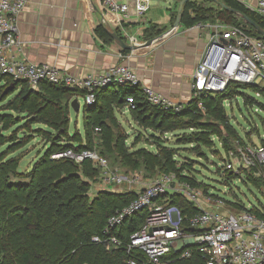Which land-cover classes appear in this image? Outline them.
I'll return each instance as SVG.
<instances>
[{"label":"trees","instance_id":"obj_1","mask_svg":"<svg viewBox=\"0 0 264 264\" xmlns=\"http://www.w3.org/2000/svg\"><path fill=\"white\" fill-rule=\"evenodd\" d=\"M207 1L209 0L186 1L180 13V24L188 28L197 22L219 20L237 25L251 36L262 37L242 17H249L264 31V18L254 11L247 9L237 0H220L217 6L206 5ZM166 30L167 26L148 23L143 31V38L147 42ZM94 33L103 42L113 41L102 24L94 28ZM116 33L119 35L117 30ZM151 45L142 47L148 48ZM122 51L126 53L129 50ZM40 86L41 89L35 91L24 80H14L10 76L0 74V130L14 127V131L8 136L0 133V147L9 144L0 154V264H126L128 255L124 248L107 250L104 245L92 242L91 237L100 235L108 217L115 209L128 204L134 195L101 190L94 198H90L87 178L96 181L98 174L91 162L84 161L79 165L64 157H51L52 154L68 148L92 149L95 145L92 133L102 136L96 144L100 149L98 152L105 157L119 158L123 167L132 170L142 168L147 174L175 172L181 180L202 187L204 191L208 190L190 170V160L178 165L177 149L158 142V147L151 150H129L124 143L126 138L122 134L123 128L116 118L117 114L122 113L126 96H133L135 100L134 108L128 113L137 131L153 129L170 132L191 128L194 131L186 137L182 136L181 140L193 143V148L197 149L198 145L204 144L206 136H216V139L222 142L220 148L224 155L235 148L236 141L241 145L246 143H243L242 138L235 134L229 123L221 117L219 111L223 112L222 102L240 94L244 89L257 91L264 99V83L258 86L230 82L223 92L201 93L198 98H190L175 110L151 104L139 85H112L96 91L93 105H83L85 144H81L71 139L68 129L70 102L82 97L83 91L70 90L49 82H42ZM199 102L202 103L203 109L198 106ZM259 106L264 109L263 104ZM202 113L221 121L231 134H235L232 138L235 141L229 140L219 131H212L209 125L200 123L199 117ZM20 114L23 115L22 119L18 117ZM33 124L46 128L30 129ZM96 127L100 129L98 133H95ZM21 129L32 130L54 149H50L28 173V181L13 182L12 177L20 176L16 171L20 157L6 156L27 143L25 139L16 140L14 134ZM73 164L77 165L79 170H76ZM216 171L223 176L225 184L245 181L244 171L235 173L220 167ZM253 183L257 187L261 186L264 184V177L253 179ZM169 201L177 205L184 216L189 217L196 212V208L181 195H171ZM226 201L237 211L246 209V204L237 198L235 192L228 195ZM258 206L263 205L252 204L247 210L264 216ZM146 214V211L139 212L126 220L116 234L119 235L120 232L128 236L144 221ZM183 225L186 230L189 229L186 219ZM203 263L201 256L193 253L192 257L176 260L171 264Z\"/></svg>","mask_w":264,"mask_h":264},{"label":"built area","instance_id":"obj_2","mask_svg":"<svg viewBox=\"0 0 264 264\" xmlns=\"http://www.w3.org/2000/svg\"><path fill=\"white\" fill-rule=\"evenodd\" d=\"M151 1L100 0V6L104 15H109L117 25L119 36L139 46L138 37L148 26L145 14ZM237 1L264 18V0ZM26 3L27 0H0V74L24 80L33 87L49 82L83 91L80 98L86 105L95 103L98 89L139 85L151 104L175 110L181 107L154 88L140 85L136 73L123 63L111 65L101 74L77 75L17 56L22 46L16 35V20ZM191 28L202 31L207 44L191 76L190 98H198L201 93L223 92L230 82L264 83V36H251L241 27L219 20L197 22ZM14 49L16 53L11 54ZM134 101L133 96H126L122 113L134 108ZM198 106L203 109L201 102ZM99 130L96 127L95 133ZM51 157H64L79 165L90 161L98 170L96 181L87 178L89 184H99L95 195L101 190L134 195L128 204L115 209L108 217L100 235L91 237L92 242L104 245L107 250L124 248L128 255L126 264H171L190 258L193 253L201 256L203 264H264V216L247 210L250 204L237 211L227 203L224 193L209 188L204 191L181 180L175 172L145 177L140 170L112 167L109 159L93 148H68ZM223 160L224 166L220 167L223 170L235 173L253 170L264 177L262 144L241 145L236 141L235 148L229 150ZM171 195L183 196L196 212L184 216L177 205L170 203ZM208 207L216 211L211 212ZM224 207L234 210H224ZM258 208L264 212V205ZM143 211L147 212L146 217L133 232L128 236L116 234L126 220ZM185 219L188 230L183 225Z\"/></svg>","mask_w":264,"mask_h":264},{"label":"crops","instance_id":"obj_3","mask_svg":"<svg viewBox=\"0 0 264 264\" xmlns=\"http://www.w3.org/2000/svg\"><path fill=\"white\" fill-rule=\"evenodd\" d=\"M98 2L27 0L16 20L22 46L17 56L77 75L101 74L109 66L123 63L136 73L140 85L154 88L173 102H188L191 76L206 47V35L182 27L148 48L142 47L146 41L140 35L141 44L124 53L116 41L103 42L95 35L98 24L110 32L117 30L112 18L98 9ZM15 50L10 53L15 54Z\"/></svg>","mask_w":264,"mask_h":264},{"label":"rangeland","instance_id":"obj_4","mask_svg":"<svg viewBox=\"0 0 264 264\" xmlns=\"http://www.w3.org/2000/svg\"><path fill=\"white\" fill-rule=\"evenodd\" d=\"M181 0H152L149 9L145 14L149 23H157L161 26H167L169 29L175 22L178 7ZM198 2L202 0H197ZM220 0H209L206 5L217 6ZM220 3V2H219ZM98 9L102 11L100 3H97ZM172 15V20L170 17ZM210 22V21H209ZM183 26L180 24L177 29H181ZM26 84V83H25ZM263 83L258 84L261 86ZM30 85V84H29ZM28 86V85H27ZM31 86V85H30ZM35 91L41 89L40 85L35 87L31 86ZM79 110L75 112L70 107V122L68 134L72 140L79 141L81 144H85V136L83 131V120L85 113L82 110L84 105L82 98H78ZM264 105V99L257 91L251 89H244L240 94H235L230 98L222 102V111H219L221 117L229 123L232 131L237 133L243 140V143L248 145L258 146L264 143V109L259 106ZM19 119L23 118V115L18 116ZM118 123L123 128L122 134L125 136V145L130 151H134L138 148H147L148 150L158 147L157 143L160 142L164 145H168L177 149L176 158L178 165H181L184 161L191 162L190 170L195 175L203 186L209 188L216 193H224L226 197L234 193L237 195L244 204L264 205V184L257 187L253 183V179H262L253 170H243V178L245 181H235L232 184H225L223 176L216 170L218 167L224 166V152L221 150L220 145L222 142L220 139H216V136H206L204 144L197 146V149L193 143H188L185 140H181L182 136H188L192 131L191 128L183 130H175L170 132L155 131L148 129L143 131H137V127L132 121L128 112L119 113L116 116ZM199 122L204 125H209L212 131H219L221 135L226 136L229 140L234 137L235 134H231L230 130H227L221 121L213 118L209 114H203L199 117ZM1 127V126H0ZM36 127H44L39 124H33L30 129ZM14 127H10L7 130H0V133L4 136H8L12 133ZM19 130L16 135V140L25 139L27 143L16 151L8 154L6 157H13L19 155L20 160L17 164L16 171L20 176L12 177L13 182H26L30 178L26 177L33 167L40 161L42 157L46 155L50 149V144L47 143L42 137L36 135L32 130ZM93 141L95 145L93 149L100 151L99 143L100 134L92 133ZM19 137V138H18ZM233 140V139H232ZM235 140H233L234 142ZM9 144H5L0 147V154ZM5 157V159H6ZM112 167H120L122 170H130L126 166H122L119 162V158L113 156H107ZM223 158V159H222ZM4 159V160H5ZM76 170H79L77 165H74ZM189 167V166H188ZM140 171L143 176L151 177L157 175L159 172L154 174H147L142 168ZM240 172V170H239ZM161 173V172H160ZM261 173H264V169H261ZM99 184L92 182L89 184L88 195L90 198H94L95 192L98 190ZM230 189V190H229ZM226 193V194H225ZM236 197V196H235ZM211 212L216 210L213 207L207 208ZM224 210L233 211L229 207H224Z\"/></svg>","mask_w":264,"mask_h":264},{"label":"water","instance_id":"obj_5","mask_svg":"<svg viewBox=\"0 0 264 264\" xmlns=\"http://www.w3.org/2000/svg\"><path fill=\"white\" fill-rule=\"evenodd\" d=\"M188 1V0H181L180 3H179V7H178V13H177V17H176V20L174 22V24L169 28L167 29L166 31H164L163 33H161L160 35H158L157 37H155L154 39L152 40H149L145 43V45H149V44H153V43H156L172 34H174L180 24V13H181V10H182V7H183V4ZM243 19L249 23L252 27L255 28V30H257L262 36H264V31L259 27V25L251 20L249 17L243 15L242 16ZM109 32V35L112 37V39L114 41H116V43L122 48V49H127V50H131V49H134L136 46L134 45H131V44H128L126 43L122 38L121 36H119L116 32ZM70 107L75 111V112H78L79 110V102L77 99H73L71 102H70Z\"/></svg>","mask_w":264,"mask_h":264}]
</instances>
